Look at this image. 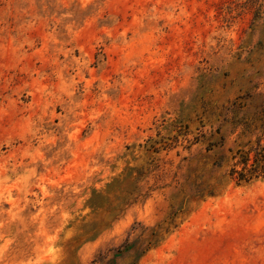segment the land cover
<instances>
[{
    "label": "rangeland",
    "instance_id": "obj_1",
    "mask_svg": "<svg viewBox=\"0 0 264 264\" xmlns=\"http://www.w3.org/2000/svg\"><path fill=\"white\" fill-rule=\"evenodd\" d=\"M0 264H264V0H0Z\"/></svg>",
    "mask_w": 264,
    "mask_h": 264
}]
</instances>
